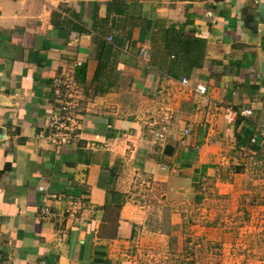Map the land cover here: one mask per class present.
I'll use <instances>...</instances> for the list:
<instances>
[{"label": "crops", "instance_id": "obj_1", "mask_svg": "<svg viewBox=\"0 0 264 264\" xmlns=\"http://www.w3.org/2000/svg\"><path fill=\"white\" fill-rule=\"evenodd\" d=\"M63 76L81 136L57 145ZM260 126L264 0H0V264H138L137 181L201 202L252 179Z\"/></svg>", "mask_w": 264, "mask_h": 264}, {"label": "rangeland", "instance_id": "obj_2", "mask_svg": "<svg viewBox=\"0 0 264 264\" xmlns=\"http://www.w3.org/2000/svg\"><path fill=\"white\" fill-rule=\"evenodd\" d=\"M258 160L259 153L252 179L205 181L204 199L179 207L167 205L162 185L137 181L144 188L138 202L150 206L134 247L138 264H264V163Z\"/></svg>", "mask_w": 264, "mask_h": 264}, {"label": "built area", "instance_id": "obj_3", "mask_svg": "<svg viewBox=\"0 0 264 264\" xmlns=\"http://www.w3.org/2000/svg\"><path fill=\"white\" fill-rule=\"evenodd\" d=\"M143 58L146 57V50L143 48L140 51ZM182 83L188 85V80L183 79ZM53 88L57 94V102L59 105L60 112L54 114L48 125L47 139L57 145L64 143H70L79 139L81 136V123L79 118L74 113V108L77 105V98L79 96V87L76 84L72 76H63L55 79L53 83ZM197 92L205 94L207 88L204 84H198L195 86ZM240 114L242 116H247L251 114V110L243 109ZM230 120H234V117H230ZM264 138V126H260L258 131L254 133L251 138V143H256L258 137ZM43 191L44 187H40ZM44 214L49 215V211L46 208Z\"/></svg>", "mask_w": 264, "mask_h": 264}, {"label": "trees", "instance_id": "obj_4", "mask_svg": "<svg viewBox=\"0 0 264 264\" xmlns=\"http://www.w3.org/2000/svg\"><path fill=\"white\" fill-rule=\"evenodd\" d=\"M256 143H257V142H256ZM256 143H252V144H254V145H255Z\"/></svg>", "mask_w": 264, "mask_h": 264}]
</instances>
